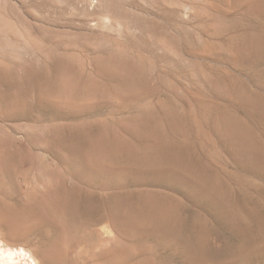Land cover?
<instances>
[{"label":"rangeland","instance_id":"374dc122","mask_svg":"<svg viewBox=\"0 0 264 264\" xmlns=\"http://www.w3.org/2000/svg\"><path fill=\"white\" fill-rule=\"evenodd\" d=\"M0 213L16 264H264V0H0Z\"/></svg>","mask_w":264,"mask_h":264},{"label":"bare ground","instance_id":"6f19581e","mask_svg":"<svg viewBox=\"0 0 264 264\" xmlns=\"http://www.w3.org/2000/svg\"><path fill=\"white\" fill-rule=\"evenodd\" d=\"M22 190V189H21ZM34 192V191H33ZM54 193V192H53ZM29 195V194H28ZM30 197L32 195H29ZM55 196V195H54ZM57 196V195H56ZM61 196V195H60ZM10 197V196H9ZM26 197V196H25ZM34 197V196H33ZM69 197V196H68ZM70 199V198H69ZM146 199V198H145ZM107 200V199H106ZM148 200V199H147ZM34 201V199H33ZM75 201V200H74ZM77 202V201H76ZM178 204V203H177ZM143 205V204H142ZM170 205V204H169ZM66 206V205H65ZM177 206V205H176ZM175 206V207H176ZM131 207V206H130ZM171 207V206H170ZM40 210V209H39ZM162 210V208H161ZM177 210V209H176ZM162 213V212H161ZM174 213V212H173ZM180 213V212H179ZM35 215V214H34ZM61 215V214H60ZM131 215V214H130ZM158 215V214H157ZM50 216V215H49ZM152 216V215H151ZM14 216L11 215V214H7V213H0V219H13ZM111 219V218H110ZM233 219V218H232ZM180 220H183V219H180ZM37 222V221H36ZM169 222V221H167ZM5 223V222H4ZM42 223V222H41ZM183 223V222H182ZM33 224V223H32ZM123 224V223H122ZM232 224V223H231ZM165 225V224H164ZM183 225V224H182ZM123 227V226H122ZM33 228V226L31 227ZM181 228V227H179ZM14 229V228H12ZM74 229V228H73ZM29 230H27L28 232ZM14 233H20L21 231L18 229V230H13ZM178 232V231H177ZM120 233V232H119ZM122 234V233H121ZM56 237V236H55ZM116 252V251H115ZM121 253V252H120ZM119 253V254H120ZM17 254V255H16ZM52 254V253H51ZM21 257V252L17 253V252H12L10 250H2L0 249V263L1 264H16L18 262V260L20 259Z\"/></svg>","mask_w":264,"mask_h":264}]
</instances>
